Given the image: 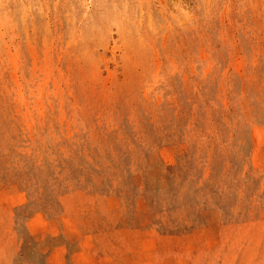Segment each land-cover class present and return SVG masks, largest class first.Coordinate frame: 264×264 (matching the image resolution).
Listing matches in <instances>:
<instances>
[{
    "label": "rangeland",
    "instance_id": "1",
    "mask_svg": "<svg viewBox=\"0 0 264 264\" xmlns=\"http://www.w3.org/2000/svg\"><path fill=\"white\" fill-rule=\"evenodd\" d=\"M0 264H264V0H0Z\"/></svg>",
    "mask_w": 264,
    "mask_h": 264
}]
</instances>
